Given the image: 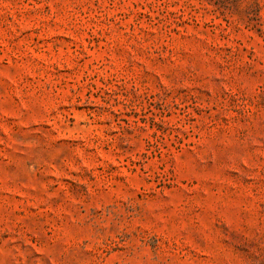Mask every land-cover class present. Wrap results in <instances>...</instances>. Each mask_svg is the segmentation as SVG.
<instances>
[{"label": "rangeland", "instance_id": "rangeland-1", "mask_svg": "<svg viewBox=\"0 0 264 264\" xmlns=\"http://www.w3.org/2000/svg\"><path fill=\"white\" fill-rule=\"evenodd\" d=\"M0 264H264V0H0Z\"/></svg>", "mask_w": 264, "mask_h": 264}]
</instances>
